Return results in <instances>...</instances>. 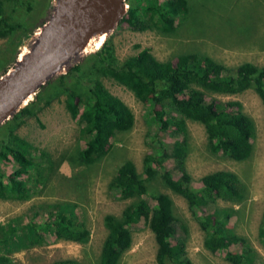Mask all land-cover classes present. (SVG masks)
Wrapping results in <instances>:
<instances>
[{
	"label": "trees",
	"instance_id": "trees-1",
	"mask_svg": "<svg viewBox=\"0 0 264 264\" xmlns=\"http://www.w3.org/2000/svg\"><path fill=\"white\" fill-rule=\"evenodd\" d=\"M126 1L129 9L120 25L134 32L173 35L189 13L188 0ZM36 3L35 6L32 1L0 0V39L13 44L8 52L0 50V75L9 69L7 61H15L18 46L33 34L32 28L42 19L30 23L39 0ZM21 6L27 8L28 19L17 13L16 8ZM192 52L162 62L150 50L142 49L121 61L108 37L99 50L60 75L54 84L48 82L34 100L0 126V200L28 201L45 193L63 163H68L71 170L90 168L110 154L111 142L117 134L132 127L133 115L103 84L102 79L109 78L143 104L154 141L148 144L150 151L143 163V175L133 162L124 161L113 178L111 185L117 189L119 198L132 201L121 217L113 214L103 217L106 237L97 264H118L131 247L132 228L138 225H146L154 235L156 264H192L184 249L185 242L175 240L179 224L173 200L167 194L147 191L146 183L156 177L181 196L194 212L204 232L203 246L207 251L215 255L223 253L224 260L231 264H264L247 239L239 237L229 226L237 211L216 206L218 201L238 204L246 199L247 188L238 175L219 170L203 175L197 182L185 168L188 121L204 126L208 151L213 156L242 161L251 155L256 128L241 103L208 100V97L253 89L264 104V66L244 62L229 69L205 54ZM62 97L66 110L80 126L81 138L74 157L64 152L55 159L48 151L22 138L17 130L25 118L35 117L53 102H61ZM163 136H172L171 148ZM171 164L174 169L168 168ZM76 209L75 203L57 201L39 206L28 221L18 216L0 223V264H12V259L6 256L12 249L43 245L48 239L86 244L90 230ZM44 211L45 217L41 216ZM258 240L264 248V214ZM52 264L81 263L64 259Z\"/></svg>",
	"mask_w": 264,
	"mask_h": 264
},
{
	"label": "rangeland",
	"instance_id": "rangeland-1",
	"mask_svg": "<svg viewBox=\"0 0 264 264\" xmlns=\"http://www.w3.org/2000/svg\"><path fill=\"white\" fill-rule=\"evenodd\" d=\"M23 1H32L36 6L38 0ZM50 2L51 0H47L44 5L45 0H39L37 13L30 23L42 19L32 28V33L47 20ZM188 3L189 13L179 23L173 35H162L156 31L134 32L119 24L109 35L118 59L122 61L142 49H148L159 61L165 62L173 60L180 53L193 51L205 54L229 69L244 62L264 66V0H188ZM6 11L9 13L10 8L7 7ZM16 11L23 19L28 14L26 7H17ZM18 36L20 37L19 34ZM28 38L18 46L15 58L23 50L22 45L28 42ZM14 41L18 43L17 40ZM100 42L96 41L95 46H100ZM12 46L10 41L0 39V50L8 52ZM94 50L93 48L88 55L93 54ZM7 62L10 65L8 68L15 63L12 60ZM55 80L57 77L49 83L54 84ZM102 82L110 93L129 107L133 115L132 127L117 134L111 142L110 154L90 168L76 167L71 170L68 163H63L47 185L45 193L28 201L0 200V223L18 216H24V220L28 221L42 204L57 201L75 203L77 215L90 230V240L86 244H78L48 239L43 245L23 250L12 249L10 253H6L12 259V264H52L64 259H74L81 264H97L106 237L103 217L107 214L121 217L123 209L132 201L121 200L111 183L124 161L133 162L138 173L143 175V163L150 151L148 144L154 141L151 138L150 122L143 104L129 90L109 78L102 79ZM210 98L241 103L244 113L251 117L256 128L251 155L242 161H234L221 155L213 156L208 151L204 126L199 122L188 121L185 168L193 181L197 182L203 175L219 170L238 175L247 188L246 199L238 204L218 201L216 206L231 207L237 211L229 221V226L239 237L247 239L264 262V248L258 240V229L264 214V104L253 89L235 95L214 93L208 100ZM42 105L43 103L40 104ZM17 133L39 149L48 151L55 159L64 152L68 157H74L76 148L80 146V126L66 110L64 97L61 102L55 101L37 112L35 117L25 118V123ZM162 139L168 142L169 148L172 147V136H163ZM173 167L171 164L168 168L174 169ZM146 186L149 194L164 193L173 200L179 224L175 240L185 242L184 249L192 264H231L224 260L223 253L215 255L204 248V232L194 212L181 196L159 177L148 181ZM44 213L45 211L41 216L45 217ZM175 240L172 241L173 244ZM156 250L153 233L146 225H138L132 228L131 247L122 255L118 264H156Z\"/></svg>",
	"mask_w": 264,
	"mask_h": 264
},
{
	"label": "water",
	"instance_id": "water-1",
	"mask_svg": "<svg viewBox=\"0 0 264 264\" xmlns=\"http://www.w3.org/2000/svg\"><path fill=\"white\" fill-rule=\"evenodd\" d=\"M49 8L47 20L22 45L13 66L0 75V126L50 80L66 74L93 48L99 50L129 5L126 0H51Z\"/></svg>",
	"mask_w": 264,
	"mask_h": 264
},
{
	"label": "bare ground",
	"instance_id": "bare-ground-1",
	"mask_svg": "<svg viewBox=\"0 0 264 264\" xmlns=\"http://www.w3.org/2000/svg\"><path fill=\"white\" fill-rule=\"evenodd\" d=\"M104 37V36H103ZM103 37H101L100 39H99V41H102L103 40ZM98 41V40H97Z\"/></svg>",
	"mask_w": 264,
	"mask_h": 264
}]
</instances>
